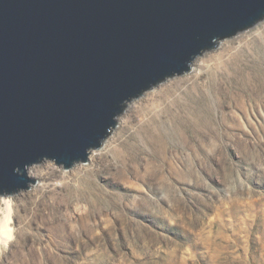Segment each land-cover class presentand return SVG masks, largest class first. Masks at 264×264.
Segmentation results:
<instances>
[{
  "label": "rangeland",
  "instance_id": "obj_1",
  "mask_svg": "<svg viewBox=\"0 0 264 264\" xmlns=\"http://www.w3.org/2000/svg\"><path fill=\"white\" fill-rule=\"evenodd\" d=\"M116 121L88 162L0 195V264H264V19Z\"/></svg>",
  "mask_w": 264,
  "mask_h": 264
},
{
  "label": "water",
  "instance_id": "obj_2",
  "mask_svg": "<svg viewBox=\"0 0 264 264\" xmlns=\"http://www.w3.org/2000/svg\"><path fill=\"white\" fill-rule=\"evenodd\" d=\"M264 19V0H0V195L88 162L135 98Z\"/></svg>",
  "mask_w": 264,
  "mask_h": 264
},
{
  "label": "bare ground",
  "instance_id": "obj_3",
  "mask_svg": "<svg viewBox=\"0 0 264 264\" xmlns=\"http://www.w3.org/2000/svg\"><path fill=\"white\" fill-rule=\"evenodd\" d=\"M222 44H220V46H221ZM121 119V118H120ZM120 119H119V121H120ZM119 124V123H118ZM114 135H112L111 137H110V139L109 140H111V138L113 137ZM108 140V141H109ZM107 143V142H106ZM105 143V144H106ZM105 144H104V146H105ZM96 151V150H95ZM94 150H92L90 153H89V159L92 157V154L95 152ZM29 174L32 176V174H31V172H30V170H29ZM33 177V176H32ZM8 210H9V208H8Z\"/></svg>",
  "mask_w": 264,
  "mask_h": 264
}]
</instances>
